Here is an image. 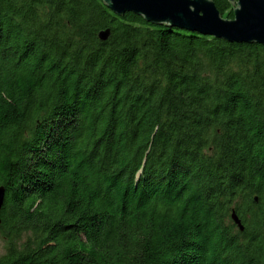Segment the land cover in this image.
Returning a JSON list of instances; mask_svg holds the SVG:
<instances>
[{
	"label": "trees",
	"instance_id": "1",
	"mask_svg": "<svg viewBox=\"0 0 264 264\" xmlns=\"http://www.w3.org/2000/svg\"><path fill=\"white\" fill-rule=\"evenodd\" d=\"M0 187V264H264V47L0 0Z\"/></svg>",
	"mask_w": 264,
	"mask_h": 264
},
{
	"label": "water",
	"instance_id": "2",
	"mask_svg": "<svg viewBox=\"0 0 264 264\" xmlns=\"http://www.w3.org/2000/svg\"><path fill=\"white\" fill-rule=\"evenodd\" d=\"M116 16L133 13L147 23L209 36L227 43L259 44L264 47V0H226L233 6V19H224L212 0H102ZM109 30L99 33L106 41ZM5 190L0 187V214ZM230 219L242 232L235 210ZM1 223V220H0Z\"/></svg>",
	"mask_w": 264,
	"mask_h": 264
},
{
	"label": "rangeland",
	"instance_id": "3",
	"mask_svg": "<svg viewBox=\"0 0 264 264\" xmlns=\"http://www.w3.org/2000/svg\"><path fill=\"white\" fill-rule=\"evenodd\" d=\"M3 253H4L3 242L0 239V256L3 255Z\"/></svg>",
	"mask_w": 264,
	"mask_h": 264
}]
</instances>
